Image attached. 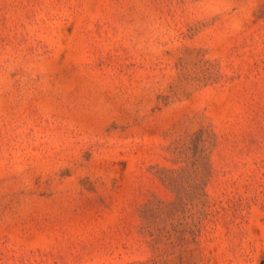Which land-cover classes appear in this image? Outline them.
<instances>
[{
    "label": "rangeland",
    "instance_id": "obj_1",
    "mask_svg": "<svg viewBox=\"0 0 264 264\" xmlns=\"http://www.w3.org/2000/svg\"><path fill=\"white\" fill-rule=\"evenodd\" d=\"M0 264H264V0H0Z\"/></svg>",
    "mask_w": 264,
    "mask_h": 264
}]
</instances>
